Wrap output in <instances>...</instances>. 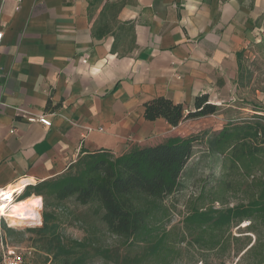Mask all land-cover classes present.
Listing matches in <instances>:
<instances>
[{"label": "crops", "instance_id": "1", "mask_svg": "<svg viewBox=\"0 0 264 264\" xmlns=\"http://www.w3.org/2000/svg\"><path fill=\"white\" fill-rule=\"evenodd\" d=\"M263 27L264 0H0V188L184 136L188 119L148 120L145 103L213 102ZM9 238L0 226V259Z\"/></svg>", "mask_w": 264, "mask_h": 264}, {"label": "trees", "instance_id": "2", "mask_svg": "<svg viewBox=\"0 0 264 264\" xmlns=\"http://www.w3.org/2000/svg\"><path fill=\"white\" fill-rule=\"evenodd\" d=\"M217 110L209 94L197 96L191 108L158 96L145 103L144 116L177 126ZM198 140L196 134L168 137L133 145L118 156L105 150L85 153L66 172L37 183L21 197H43L41 226L22 232L2 220L1 227L10 238L29 232L27 238L38 244L46 264H89L94 256L113 264H172L185 252L193 264H210L211 257L226 264L241 253L252 255V264H264V115L230 121L208 138L209 153L222 158L221 175L204 179L181 224L169 227L166 200L178 189ZM67 200L87 208L76 213ZM65 211L91 226L96 217L124 240L126 250L99 244L97 227L82 239L66 237L60 230ZM247 221L251 234L233 233Z\"/></svg>", "mask_w": 264, "mask_h": 264}, {"label": "rangeland", "instance_id": "3", "mask_svg": "<svg viewBox=\"0 0 264 264\" xmlns=\"http://www.w3.org/2000/svg\"><path fill=\"white\" fill-rule=\"evenodd\" d=\"M238 77L230 82V88L219 93L217 97H212L213 103L218 105V110L214 114H210L198 118H190L187 120L182 130V135H198L199 140L195 142L194 154L185 168L178 189L171 195L166 202L170 206V222L168 226L181 224L184 215L188 211V206L192 197L199 192V188L204 179L210 178L212 181L219 178L222 172V158L213 157L208 150V138L216 131L220 130L230 121L242 120L254 114L264 115V27L261 28L260 34L255 42H252L240 52ZM211 101V100H210ZM189 108H191L189 106ZM38 196V195H37ZM39 206H40V198ZM44 204V203H43ZM66 204L76 213L86 210L85 206H77L72 200H67ZM63 210V209H62ZM43 207L39 209L40 218H42ZM9 218V217H8ZM93 226L84 220H79L77 214L69 215L67 211L62 213L61 232L70 238L82 239L93 233V227H97L98 243L113 249H119L121 252L126 250L124 240L116 235H112L105 225L96 217L90 219ZM244 222L239 227L233 228L236 235L251 234L245 229ZM42 225V224H41ZM41 225L29 224L20 227L14 224L16 231L25 232L27 228L39 227ZM12 227V226H11ZM29 232L23 235H13L9 238V244L19 245L22 247L34 248V264H46V255L40 251L38 244H34L27 237ZM255 237L252 236V242ZM241 254L230 257L226 264H235L239 260V264H252L253 256L241 257ZM186 256L173 262L172 264H193ZM210 264H219L216 258H210ZM89 264H113L105 259L94 256ZM197 264H202L198 261Z\"/></svg>", "mask_w": 264, "mask_h": 264}, {"label": "built area", "instance_id": "4", "mask_svg": "<svg viewBox=\"0 0 264 264\" xmlns=\"http://www.w3.org/2000/svg\"><path fill=\"white\" fill-rule=\"evenodd\" d=\"M4 33L0 31V44L2 42ZM2 82V74L0 73V85ZM30 121H37L45 126H51L52 119L50 114H42L39 116H34L29 118ZM101 128L100 130H102ZM27 179H23L21 181L3 186L0 188V226L2 220L5 221L7 226L13 227L14 224L8 218V213L11 207L17 201L21 200V197L26 192V188L29 185V181H24ZM40 198V212L43 207V197L38 196ZM42 220V218H41ZM38 223L37 225H41ZM16 225V224H15ZM36 225V224H35ZM20 227H24V225H17ZM34 248L33 247H22L14 244H7L4 246L1 254L0 264H34Z\"/></svg>", "mask_w": 264, "mask_h": 264}, {"label": "bare ground", "instance_id": "5", "mask_svg": "<svg viewBox=\"0 0 264 264\" xmlns=\"http://www.w3.org/2000/svg\"><path fill=\"white\" fill-rule=\"evenodd\" d=\"M38 197H27L14 203L9 210L10 221L16 225L41 223Z\"/></svg>", "mask_w": 264, "mask_h": 264}]
</instances>
